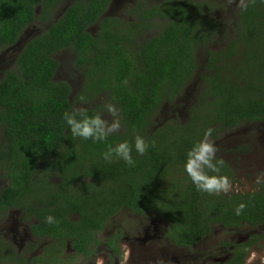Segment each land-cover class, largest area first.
I'll use <instances>...</instances> for the list:
<instances>
[{"label": "trees", "instance_id": "16d2710c", "mask_svg": "<svg viewBox=\"0 0 264 264\" xmlns=\"http://www.w3.org/2000/svg\"><path fill=\"white\" fill-rule=\"evenodd\" d=\"M60 1L0 0V52L30 23L51 18ZM109 1L71 0L23 43L15 66L0 76V177H8L0 189V211L24 206L38 219L30 225L34 233L52 236L57 250L68 237L85 255L91 241L97 242L92 231L122 207L158 214L169 223L165 235L181 246L198 242L213 223L260 225L243 241L224 242L233 245L226 260L208 263L245 264L249 248L264 239V181L256 190L209 194L197 189L185 164L208 128L215 136L245 120L264 121V0L242 2L233 22L235 35L224 50L208 49L220 31L211 0L140 1L132 20L105 15ZM156 19L164 21L158 30L136 40ZM65 47L74 50L75 62L84 70L80 93L92 97L106 92L120 112L122 133L99 142L71 134L64 119L65 112L73 111L71 88L54 77L59 64L54 53ZM199 47L207 50L188 119L154 121L155 109L179 95L194 73ZM84 109L88 116L99 114L96 107ZM137 134L150 145L143 156L134 148ZM125 140L133 145L134 166L116 157L104 159L109 145ZM213 162L219 172L206 169L208 175H232L225 160L215 157ZM240 204L245 207L237 215ZM71 213L78 218L71 219ZM49 216L56 222L47 223ZM117 237L108 241L114 250ZM4 255L14 264L38 263L12 250Z\"/></svg>", "mask_w": 264, "mask_h": 264}, {"label": "rangeland", "instance_id": "374dc122", "mask_svg": "<svg viewBox=\"0 0 264 264\" xmlns=\"http://www.w3.org/2000/svg\"><path fill=\"white\" fill-rule=\"evenodd\" d=\"M71 0H61L55 7L51 18L60 15ZM155 3L161 0H110L104 11L105 15H115L124 20H132L136 17V5L138 2ZM215 3L213 19L220 24L219 34L208 49L224 50L234 35V20L236 12L244 0H211ZM36 19L30 23L20 34L18 40L4 47L0 52V76L3 72L15 66V59L23 43L33 35H36L46 28L51 20ZM164 21L153 20L148 28L140 31L136 40L158 30ZM92 31L96 30V24L91 25ZM133 39V40H135ZM207 48L196 49L197 67L183 87L181 93L172 100H164L153 112L152 119L158 123L177 119L183 122L188 119L189 108L193 105L196 94L201 87L200 72L204 69L203 64ZM58 61V67L54 74L55 79H64L70 85L69 99L72 109L96 107L98 113L108 124L118 121L120 124L119 133L124 131L120 112L108 99L106 92H99L92 97L81 94L85 80L84 70L75 62V52L72 48L65 47L54 53ZM83 97V100H81ZM112 106V111L108 110ZM0 136L2 128L0 127ZM217 148L216 157L225 160L231 168L232 175L228 177L230 188L228 191L256 190L261 187L264 181V121L245 120L232 127L220 129L215 136H211ZM56 178V176H53ZM167 179V180H166ZM5 178L0 179V187L5 184ZM164 182H168L165 178ZM227 192V191H220ZM11 213L15 214L14 211ZM0 222L3 225L17 226L13 217L10 216ZM169 226L167 220L152 211L136 214L131 209L123 207L111 216L103 229L98 230L95 235L104 239L108 233L120 231L121 239L119 246L121 253H112L104 246L97 251V258H102L104 264H208L227 259L229 255L225 241L237 243L243 241L250 234L254 227L244 224L238 228H226L220 223H213L209 232L197 244L191 248L179 246L173 243L165 232ZM4 227V230H7ZM261 229V228H257ZM11 232V230H9ZM19 240V239H18ZM48 242L47 239H41ZM20 242V240H19ZM46 244V243H45ZM44 245V244H43ZM64 264H96V260L85 259L73 254L70 246H65L62 251ZM264 263V239L253 244L248 251L245 264ZM3 264V263H0ZM5 264H7L5 262Z\"/></svg>", "mask_w": 264, "mask_h": 264}, {"label": "clouds", "instance_id": "9594fccd", "mask_svg": "<svg viewBox=\"0 0 264 264\" xmlns=\"http://www.w3.org/2000/svg\"><path fill=\"white\" fill-rule=\"evenodd\" d=\"M252 2L255 3V0H252ZM81 100H83V97H81ZM107 107L110 112L113 110L111 105ZM77 117H80V119ZM64 119L73 136L85 140L92 139L94 142L106 140L110 134L118 132L120 128L118 121L108 124L99 114L88 116L87 110L84 108H76L71 113L65 112ZM212 132V128H208L205 131L203 139L198 141L188 152L185 164V171L197 189L207 191L209 194L219 193L222 190L228 191L230 188L227 177L208 175V171L219 172V168L213 162L216 157L217 148L211 140ZM149 146V143L146 142L144 137L139 134L135 136L134 148L138 155H145ZM132 151L133 145L125 140L118 143L115 147L109 145L107 151L102 155L105 160L111 161L113 157H116L122 159L129 166H134L136 161L132 156ZM219 163H222V161H219ZM244 207V204H240L237 207V215L241 213ZM46 222L51 224L56 221L54 217L49 216ZM96 264H104V260L97 258Z\"/></svg>", "mask_w": 264, "mask_h": 264}, {"label": "flooded vegetation", "instance_id": "af4514ba", "mask_svg": "<svg viewBox=\"0 0 264 264\" xmlns=\"http://www.w3.org/2000/svg\"><path fill=\"white\" fill-rule=\"evenodd\" d=\"M2 178H5L6 182L4 185H2L0 187V189L3 186L7 185V183H8V177L7 176L0 177V179H2ZM12 211H14L16 213V215L11 213ZM113 215H111V216H113ZM5 216H7L8 218H10V216L13 217L16 224L20 225L19 228H17V226H9L10 228H8L6 225H3L2 220H4L6 218ZM70 218L76 219V218H78V214L77 213H71ZM107 220L105 221V223L107 222ZM1 221H2V223L0 225V255H1L0 263H3V264H5V262L7 264H14L15 259L6 258L4 255L5 252L11 251V250L15 254H18V255L24 257V259H26V260H31V259L37 260L38 261L37 264H48V262H50V261L54 262L56 264H64L62 251L66 245L70 246L73 254H75L77 256H81L82 258H85V259L86 258L91 259V261L96 260L97 251L100 250V247H102V246H104L107 250L105 254H108V251H110L112 253H116V254L121 253L119 242H120V239L122 236H121L120 231L110 232L102 240L96 237L95 233L98 230L103 229L105 226V223H104L102 228L92 231L93 236L97 240V242L91 241V243L89 244L90 254L85 255L82 252L75 250V248L72 246L71 241L68 237L66 238L65 243L60 246V249L57 250L56 246L58 243L56 242V240L52 236H50L49 234H36V233H34L31 230L30 225L33 224L34 222H37L38 219L30 211H28V210L25 211V208L22 205H15V204L13 205L12 204V205L7 206L6 208H3L0 211V222ZM4 227H7V230H4ZM254 228L255 229L252 230L251 232H259L263 227L260 225H257V226H254ZM257 228H261V229H257ZM9 230H11V232H9ZM251 232H249V233H251ZM113 235H118V237L115 238V241H114V243L116 245L115 247L117 248L116 250H114V248H112L108 244L109 238L112 237ZM43 238L48 240V242H45L46 244L41 241V239H43ZM18 239L20 240V242ZM198 242L194 243L191 246H183V247L191 248L192 246H194ZM7 245H9V246H7ZM179 246H181V245H179ZM231 246H233V245L226 246V248H229ZM228 251H229V255L226 258H228L231 255L230 249H228ZM219 262H222V261H219Z\"/></svg>", "mask_w": 264, "mask_h": 264}]
</instances>
